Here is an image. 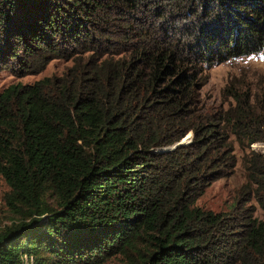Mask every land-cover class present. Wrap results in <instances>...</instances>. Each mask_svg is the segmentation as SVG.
Segmentation results:
<instances>
[{
	"label": "trees",
	"instance_id": "1",
	"mask_svg": "<svg viewBox=\"0 0 264 264\" xmlns=\"http://www.w3.org/2000/svg\"><path fill=\"white\" fill-rule=\"evenodd\" d=\"M262 51L264 0H0L1 66L72 61L0 90V264H264L255 207L196 204L235 139L264 210V81L200 96L206 69Z\"/></svg>",
	"mask_w": 264,
	"mask_h": 264
},
{
	"label": "rangeland",
	"instance_id": "2",
	"mask_svg": "<svg viewBox=\"0 0 264 264\" xmlns=\"http://www.w3.org/2000/svg\"><path fill=\"white\" fill-rule=\"evenodd\" d=\"M71 63L72 61L69 59L53 58L40 71L24 74H17L13 70L15 68L1 66L0 64V90L13 82H33L44 76L62 74ZM204 73L207 75V81L200 89L202 102L211 107V109L218 108L221 104L226 105V101L223 103L222 100L221 88L228 79L232 78L237 83L240 82L244 85L249 84L253 88L256 87L257 82L264 81V51L213 64ZM181 139L182 143L188 142L191 139V132L186 133ZM233 144L237 157L233 173L214 180L203 194L197 198L196 204L213 211H222L230 214L235 211V202L239 200L241 202L240 205L251 204L255 207L254 215L262 217L264 216V210L257 204L256 200L250 195L242 194L246 182L241 159L243 150L238 147L235 139H233ZM250 147L264 152V141H256ZM7 189L8 186L0 175V226L9 224L13 218L12 213L7 211L3 200Z\"/></svg>",
	"mask_w": 264,
	"mask_h": 264
},
{
	"label": "water",
	"instance_id": "3",
	"mask_svg": "<svg viewBox=\"0 0 264 264\" xmlns=\"http://www.w3.org/2000/svg\"><path fill=\"white\" fill-rule=\"evenodd\" d=\"M181 143H182V139L177 141V142H175V143H173L171 146H166V147H164L162 149H170V148H173L175 145L181 144Z\"/></svg>",
	"mask_w": 264,
	"mask_h": 264
}]
</instances>
